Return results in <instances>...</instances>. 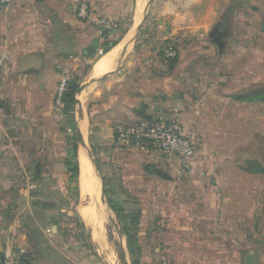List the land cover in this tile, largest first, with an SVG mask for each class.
<instances>
[{
  "label": "crops",
  "instance_id": "1",
  "mask_svg": "<svg viewBox=\"0 0 264 264\" xmlns=\"http://www.w3.org/2000/svg\"><path fill=\"white\" fill-rule=\"evenodd\" d=\"M82 3L90 19L78 17ZM129 16L123 36L99 54L107 29L96 21ZM141 34L150 44L174 43L177 52L154 59L145 44L138 48ZM244 43L250 50L237 70ZM0 61V264H12L3 262L5 251L15 264H102L96 256L108 245L100 231L108 212L130 258L140 260L131 264H245L248 254L258 264L251 248L264 243V102L251 98L264 93V0H13L0 11ZM64 80L78 85L74 215L88 238L63 235L61 179L72 178L60 163L66 115L63 96L59 106L56 100ZM154 118L177 119L196 139L188 168L117 143V126ZM81 150L100 184L95 202L81 195ZM91 203L96 217L87 221L80 210Z\"/></svg>",
  "mask_w": 264,
  "mask_h": 264
},
{
  "label": "rangeland",
  "instance_id": "2",
  "mask_svg": "<svg viewBox=\"0 0 264 264\" xmlns=\"http://www.w3.org/2000/svg\"><path fill=\"white\" fill-rule=\"evenodd\" d=\"M140 3V2H139ZM132 2L129 4L131 5ZM131 7V6H130ZM143 10V5L138 4L137 7V15H138V20L140 18V14L142 13ZM145 13V11H144ZM130 14V13H129ZM130 21H131V16H129V18H127L126 20H111V22H114L115 27H111L108 28L107 30H104L103 32H101V36L103 37V42H102V47L99 49V54H103L104 49H109L110 48V44L112 42H118L119 38H121L124 34V30H126L127 28H129L130 26ZM136 25V24H135ZM133 33V30H132ZM134 34H132L133 36ZM150 36L147 34H141L138 35L137 38V42H138V48L140 49V45H146L147 48H149L151 50L152 57L154 59L159 58L161 60H167V57H165V55L168 53L169 49L172 48L173 52H177L176 46L174 43L171 42H167L169 44L166 43H160V41H155L151 42V44L149 43V39ZM152 38V37H151ZM107 44V46H103ZM136 46V49L139 50ZM250 50L249 48V44L248 43H244L242 44V46L239 49H236V53H238V60L240 61V66L237 68V70H241L244 68V62L243 60H245V57L247 58L248 55H245V50ZM253 50L256 48H252ZM136 50V51H137ZM208 53H210L209 51L206 53V57L208 58ZM213 54V53H211ZM255 54V53H253ZM121 57V56H120ZM216 54L212 55L211 59L213 62V66L216 68L215 73H222L223 71H219L220 70V62L219 60L214 61L216 59ZM255 74L259 73L258 72H254ZM257 84L253 83L254 86L253 87H261L262 83H260V81L256 82ZM264 85V84H263ZM248 90V89H247ZM245 91V90H243ZM66 115V114H65ZM67 117H70V114H68L67 116H65L64 121L62 122V131L67 135V141L65 143V145L63 146V149H61V164L63 162H67V161H71V163H74L75 161L72 160L71 158V154H69V150L71 151V147L73 144L76 143V132H75V128H74V124L72 125V113H71V121L68 120ZM259 122V120L257 121ZM69 123V126L67 125ZM254 124H256V120L254 119ZM87 146H88V150L91 151L93 150V155L92 157L95 159V161L97 162V168L98 170L100 169V164H99V160H97L95 158V150L93 149V147L87 142ZM71 148V149H70ZM92 148V149H91ZM84 152V150H81ZM80 151V152H81ZM79 152V154H80ZM72 153V152H71ZM66 165V163H65ZM79 166H80V162H79ZM72 168V167H71ZM88 169V167H87ZM89 170V169H88ZM89 172H87L88 175ZM80 174H81V169H80ZM90 174V173H89ZM91 176V174H90ZM64 183V186H67V192L65 193V191L63 192V194H61V198H60V204L61 206L64 207V209H66V211L62 212V216H61V220L64 222V226H65V230L63 232L64 236H69V235H74V236H79L82 235L83 237H87L88 238V234H86V232L83 230L82 225L80 226V222L79 219L77 218V216L74 215V204L76 201V197H77V187H76V181L74 180V177L70 179L69 176H65L61 179ZM81 184V181H80ZM96 184V183H95ZM81 187V185H80ZM96 189H97V193L99 194V189H100V184L98 182V184H96ZM82 190V188H81ZM82 192V191H81ZM82 194V193H81ZM104 210L105 205L103 206ZM67 211H70L72 213L67 214ZM105 212L107 213V211L105 210ZM108 216L105 219V227L102 229L100 227V231L102 232V235L104 237V239H107L108 245H105L104 250H98L99 255L96 256V259L98 260V262H102V264H131L132 259H134L133 263H137L138 261H140L138 258H135V256H133V258H130L128 251H127V243L125 240V235L121 229V225L119 224V222L115 219L113 214H107ZM121 218H124V215H122ZM127 228V227H126ZM88 232V231H87ZM257 232H259L261 234L260 228L257 230ZM132 244H129L128 248L129 251H132ZM252 251H254L255 253V258L256 261L258 262V264H264V243L261 242H253L252 243ZM92 250V248H91ZM1 252V250H0ZM121 252V258L119 259L118 254ZM3 253V252H2ZM3 255V254H2ZM3 260V258H2ZM206 262L208 261H214V258H207L205 259ZM155 261H157V264H163V260L160 258H157ZM178 261H180V259H178ZM132 263V264H133ZM142 263V262H141ZM148 264H150V262H146ZM217 263V262H216ZM174 264V263H173ZM183 264V263H181ZM238 264H243L242 262H238Z\"/></svg>",
  "mask_w": 264,
  "mask_h": 264
},
{
  "label": "built area",
  "instance_id": "3",
  "mask_svg": "<svg viewBox=\"0 0 264 264\" xmlns=\"http://www.w3.org/2000/svg\"><path fill=\"white\" fill-rule=\"evenodd\" d=\"M12 2L13 0H0V11H5ZM77 15L81 19L91 18L86 3L79 5ZM96 24L105 29L113 26V22L106 19L97 20ZM167 56L173 57L174 53H167ZM2 73L3 67L0 61V82ZM66 87L67 81H61L57 92V106L60 105ZM115 133L119 145H135L157 150L164 155L175 157L184 168L189 167L190 160L198 151V142L192 135L185 132L177 119H142L134 124L117 126ZM2 258L4 263L15 264L13 254L9 251L3 252Z\"/></svg>",
  "mask_w": 264,
  "mask_h": 264
},
{
  "label": "bare ground",
  "instance_id": "4",
  "mask_svg": "<svg viewBox=\"0 0 264 264\" xmlns=\"http://www.w3.org/2000/svg\"><path fill=\"white\" fill-rule=\"evenodd\" d=\"M140 4V3H139ZM141 5V4H140ZM143 11V10H142ZM142 14V13H141ZM140 14V15H141ZM141 17V16H140ZM140 20V18H139ZM117 56V55H116ZM109 61V60H108ZM113 61V59H112ZM100 62V60L98 61V63ZM103 62V61H101ZM113 63V62H112ZM111 64V63H110ZM95 68V67H94ZM101 70L104 71V66L102 64H100L99 66H97V68L95 69V72H100ZM107 71V70H106ZM105 71V72H106ZM101 73V72H100ZM100 75V74H99ZM79 162H80V166L79 168L81 169V174H80V181H81V188H82V197L83 199H85L86 197H89L90 199H92V201L95 202V198L98 197V193H97V189H96V184H98V180L96 178V176L94 175V173L92 172V167H91V164H90V161H89V158L87 157V153L86 151L84 150L80 152L79 154ZM88 167V169H87ZM87 172H89L91 174L88 173L87 175ZM96 183V184H95ZM97 208V206H96ZM95 206L93 203H91L90 205H83V207L81 208L80 210V213L82 215V217L87 220V221H90L92 219H94L95 216ZM97 211V210H96ZM99 211V210H98ZM97 213V212H96ZM105 215V214H104ZM100 216V215H99ZM98 216V217H99ZM103 216V214L101 215ZM103 218V217H102ZM90 226V225H89ZM92 226V224H91ZM95 228V227H94ZM93 226L91 229H94ZM94 233V237H96V239L98 238V235H96L97 233L93 232ZM102 236V235H101Z\"/></svg>",
  "mask_w": 264,
  "mask_h": 264
},
{
  "label": "trees",
  "instance_id": "5",
  "mask_svg": "<svg viewBox=\"0 0 264 264\" xmlns=\"http://www.w3.org/2000/svg\"><path fill=\"white\" fill-rule=\"evenodd\" d=\"M110 44V48L112 46H114L116 44V42H112V43H109ZM103 46H107V44L103 45ZM109 48V49H110ZM109 49H104V52H107ZM78 89V85L76 83V80H70L68 83H67V87H66V90L63 94V110H64V113L66 114V116L68 114H70V117H67L68 120L71 121V113L73 112L74 110V106H75V98H74V95L76 93ZM71 152H72V160L75 159V146H73V148L71 149ZM66 167H67V172L71 175V177L73 178L76 173H77V165H76V162L74 163H71V161H67L66 162ZM72 167V168H71ZM108 205L115 211H117V208H115L112 204V201L110 199H108ZM119 217L121 216V213L120 211L117 212Z\"/></svg>",
  "mask_w": 264,
  "mask_h": 264
},
{
  "label": "water",
  "instance_id": "6",
  "mask_svg": "<svg viewBox=\"0 0 264 264\" xmlns=\"http://www.w3.org/2000/svg\"><path fill=\"white\" fill-rule=\"evenodd\" d=\"M213 39L218 44V41L215 38H213ZM231 98L236 99V100H242L244 97L236 96V95H231ZM251 100L264 102V93H260V95L258 97L251 98ZM77 135H78L79 143L82 145V139H81V136H80L79 132H77ZM244 262H245V264H253L254 263L253 254H248L244 258Z\"/></svg>",
  "mask_w": 264,
  "mask_h": 264
}]
</instances>
